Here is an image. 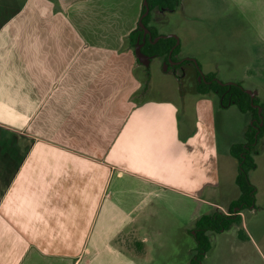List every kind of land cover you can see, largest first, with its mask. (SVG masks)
Listing matches in <instances>:
<instances>
[{
    "label": "crops",
    "instance_id": "0c3cea01",
    "mask_svg": "<svg viewBox=\"0 0 264 264\" xmlns=\"http://www.w3.org/2000/svg\"><path fill=\"white\" fill-rule=\"evenodd\" d=\"M19 1L0 0V264H146L149 197L202 201L217 185L215 109L248 118L232 158L251 117L196 87L178 89L189 113L144 97L151 61L126 47L144 0ZM232 1L251 60L209 73L264 103V0ZM169 22L155 12L150 24L179 41L160 33Z\"/></svg>",
    "mask_w": 264,
    "mask_h": 264
},
{
    "label": "rangeland",
    "instance_id": "374dc122",
    "mask_svg": "<svg viewBox=\"0 0 264 264\" xmlns=\"http://www.w3.org/2000/svg\"><path fill=\"white\" fill-rule=\"evenodd\" d=\"M166 14L170 22L161 28L160 33L174 32L180 41L179 53L173 60H178L180 55L189 56L200 65L202 74L220 71L222 78L229 73L236 72L237 75L244 72L241 68L251 60L249 52L252 44L250 35L239 30V23L236 24L235 17L245 14L236 8L232 0H185L182 8L180 6L177 11ZM127 45L131 50L136 48ZM237 57L241 58V65L236 63ZM166 65H169V70ZM185 66L192 67L189 75L181 69L175 72L172 61L165 62L160 57L153 59L147 72L144 97L173 98L187 113L192 111L193 96L186 95L182 99L178 89L181 94L192 92L189 89L196 87V79L193 78L198 71L192 64ZM260 81L264 84L263 79ZM211 95L219 98L213 93ZM234 112L226 114L221 108L215 109L213 119L217 126L218 159L213 178L217 185L207 188L203 200L195 201L178 195L168 197L164 190L149 197L146 208L139 216L145 220L142 221L145 231L140 237L147 239L146 264H189L197 246L195 222L206 214L228 213L230 204L239 198L241 193L235 182L238 162L228 154L226 147L231 139L238 140L240 128L248 118L244 116L243 121L240 114ZM186 116L184 112L183 118ZM258 147L259 152L264 150V140ZM257 155V168L249 173L255 188L254 205L240 213V225L234 224L228 231L209 233L212 248L201 264H264V152ZM131 240L134 243L133 236ZM108 260L105 258L106 262Z\"/></svg>",
    "mask_w": 264,
    "mask_h": 264
},
{
    "label": "trees",
    "instance_id": "16d2710c",
    "mask_svg": "<svg viewBox=\"0 0 264 264\" xmlns=\"http://www.w3.org/2000/svg\"><path fill=\"white\" fill-rule=\"evenodd\" d=\"M146 1L150 12L142 19L143 25H138L137 29L130 34L129 44L132 47H140V53L145 59L160 57L165 61L173 60L174 56L179 53L180 44H177V39L174 37H162L158 30L150 25L151 12L155 9L175 12L180 5V0ZM23 2L24 0H20L19 4ZM146 9L147 7L143 5L141 16L145 14ZM196 68L198 77L201 79L197 83V92L217 95L222 108L237 106L242 113L250 115L251 123L244 134L245 143L235 144L231 148V154L238 161L236 184L241 194L230 204L228 213L206 214L195 222L197 246L189 264H201L205 255L211 250L209 233L228 231L234 224L240 225L242 223L240 213L254 205L255 188L250 181L249 173L256 169L257 147L260 139L264 137V103L259 98L250 95L241 83H225L220 81L215 74L202 75L199 64Z\"/></svg>",
    "mask_w": 264,
    "mask_h": 264
},
{
    "label": "flooded vegetation",
    "instance_id": "af4514ba",
    "mask_svg": "<svg viewBox=\"0 0 264 264\" xmlns=\"http://www.w3.org/2000/svg\"><path fill=\"white\" fill-rule=\"evenodd\" d=\"M144 2H145V0H144ZM182 2H183V0H180V5H179V7L182 5ZM178 7V8H179ZM155 11H158V12H168V11H162V10H160V9H155V10H153L152 12H151V18H152V16H153V13H155ZM177 11V10H176ZM151 25V24H150ZM153 27V26H152ZM155 28V27H154ZM153 59H155V58H153ZM153 59H147L146 61H148V62H150V61H152ZM164 60V59H163ZM165 61V60H164ZM168 61H172V64H173V66H174V68H175V72H177V70L178 69H181V70H185V73L187 74V75H189V73L191 72V70H192V67H186L185 65H189V64H192L193 66H194V68H195V70L197 71V68H196V65H197V62L195 61V60H188V59H178V60H171V59H169ZM168 61H165V62H168ZM184 61L186 62V63H184ZM184 63V64H183ZM166 68L169 70L170 68H169V65L167 66L166 65ZM201 72V71H200ZM202 74V73H201ZM202 75H204V74H202ZM177 77L178 78H180V75H177ZM195 79H196V81H197V83L198 82H200V77L198 78V74L196 75V77H195ZM197 83H196V88H197Z\"/></svg>",
    "mask_w": 264,
    "mask_h": 264
},
{
    "label": "water",
    "instance_id": "95a60500",
    "mask_svg": "<svg viewBox=\"0 0 264 264\" xmlns=\"http://www.w3.org/2000/svg\"><path fill=\"white\" fill-rule=\"evenodd\" d=\"M144 5L147 7V9H146L145 14L141 16L140 21H139V25H143V24H142V19H143L144 17H146V16L149 14V12H150L146 0H145V2H144ZM162 37H165V38H166V37H171V36H162ZM177 44H179V41H177ZM137 53H138V55H139L141 58L145 59V57H143V55L140 53V47H137ZM252 96H253V95H252Z\"/></svg>",
    "mask_w": 264,
    "mask_h": 264
}]
</instances>
